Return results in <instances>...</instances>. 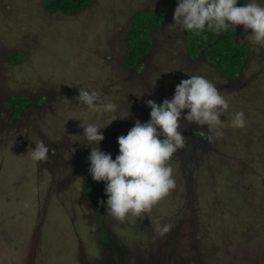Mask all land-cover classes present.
Listing matches in <instances>:
<instances>
[{
	"label": "rangeland",
	"instance_id": "1",
	"mask_svg": "<svg viewBox=\"0 0 264 264\" xmlns=\"http://www.w3.org/2000/svg\"><path fill=\"white\" fill-rule=\"evenodd\" d=\"M43 2L0 0V264H103L110 253L119 255L117 264H264V46L235 26L249 54L230 81L215 58L207 59L213 66L189 56L184 31L171 25L177 0H95L74 15L47 12ZM154 10L163 23L137 70L139 61H126L127 29L134 13ZM8 53L24 58L9 62ZM188 75L207 78L228 102L222 132L209 142L206 126L182 117L184 147L166 162L175 188L144 219L129 213L119 221L105 210V182L86 186L90 148L81 122L112 120L99 147L114 159L117 137L149 119L145 101L170 99ZM79 87L97 91L99 104L79 103ZM23 94L31 107L9 121L16 114L8 96ZM27 97L20 98L30 104ZM108 102L115 109L102 113ZM237 112L243 127L232 126ZM41 141L58 157L33 161ZM53 175L65 189L48 195ZM96 208L105 211L111 248L100 241ZM158 223L169 227L163 236Z\"/></svg>",
	"mask_w": 264,
	"mask_h": 264
},
{
	"label": "clouds",
	"instance_id": "2",
	"mask_svg": "<svg viewBox=\"0 0 264 264\" xmlns=\"http://www.w3.org/2000/svg\"><path fill=\"white\" fill-rule=\"evenodd\" d=\"M171 25L195 34L205 28L218 32L242 25L251 43L264 46V0H177ZM75 99L91 107L99 104L100 95L97 91L79 87ZM145 103L150 108L149 119L144 122L136 119L126 134L117 137L118 154L114 159L111 153L99 147L104 139L100 130L112 120L103 126L81 122L84 144L90 148L88 172L94 181L105 182V210L119 221L129 213L144 219L141 213L150 211L175 188L172 170L166 162L184 147L181 118L206 126L210 133L207 139L211 142L221 134L220 117L228 108V102L217 87L201 75H188L182 79L175 85L170 99L165 98L159 103L148 99ZM114 109L111 102L100 105L102 113ZM244 123V113H235L232 126L243 127ZM34 145L31 159L46 162L48 145L43 141ZM155 230L163 236L169 227L158 223Z\"/></svg>",
	"mask_w": 264,
	"mask_h": 264
},
{
	"label": "trees",
	"instance_id": "3",
	"mask_svg": "<svg viewBox=\"0 0 264 264\" xmlns=\"http://www.w3.org/2000/svg\"><path fill=\"white\" fill-rule=\"evenodd\" d=\"M95 0H44V10L50 13L60 12L63 15H74L85 7L93 4ZM155 12L143 11L134 13L130 19L131 24L127 29L126 41L130 50H128L126 61L128 64H134L135 68L141 69L143 63H140V59L143 58L148 51L152 48V35L154 32L161 29L163 23V13L159 10ZM187 32V34H186ZM236 31L234 28H230L227 31H211L205 28V30L199 34H195L192 31H184V41L188 50L189 56L201 57L208 64L213 65L210 61L215 58L217 63L216 70L221 73L224 78L233 81L240 77L241 70L244 62L249 54V48L245 43L238 41L235 37ZM187 36V41H186ZM9 55V56H8ZM8 58L11 57L9 62H19L23 60L21 54L8 53ZM7 58V57H6ZM137 59V60H136ZM208 59V60H207ZM215 66V64L213 65ZM132 68V66H131ZM13 105L10 107L15 112V116L18 117L21 113L27 109L29 104L25 103L24 98L11 97ZM7 99L5 98V101ZM28 103L30 100L27 98ZM40 102L42 100H39ZM4 108H6L4 106ZM9 113V110H8ZM10 115V113H9ZM194 133V132H193ZM191 132V134H193ZM204 134L201 133L200 137ZM55 149V148H54ZM57 149L54 150L56 155ZM58 157V154L57 156ZM97 181H94L91 176L88 179V186L94 188ZM90 194L91 192H87ZM94 206V203H92ZM95 219L98 223V233L100 241L104 243V247H109V233L102 225L100 218L105 214L104 210L95 209ZM111 248V247H109ZM111 254V253H110ZM112 255V254H111ZM117 255V254H116ZM112 255V256H116Z\"/></svg>",
	"mask_w": 264,
	"mask_h": 264
},
{
	"label": "flooded vegetation",
	"instance_id": "4",
	"mask_svg": "<svg viewBox=\"0 0 264 264\" xmlns=\"http://www.w3.org/2000/svg\"><path fill=\"white\" fill-rule=\"evenodd\" d=\"M19 54V53H18ZM22 55V54H21ZM7 56V55H6ZM23 57V56H22ZM24 58V57H23ZM8 97H27L26 95H20V96H18V95H9ZM7 97V98H8ZM6 98V99H7ZM28 98V97H27ZM29 99V98H28ZM42 101H43V99H42ZM41 101V102H42ZM31 101H30V104L28 105V108L29 107H31ZM157 103H159V102H157ZM1 107H3L4 108V106L3 105H1ZM7 109V108H6ZM25 112V111H24ZM22 114V113H21ZM18 118H20L19 116L18 117H13V115H11V117L9 118V121H11V120H13V121H15V120H17ZM11 131H13V130H11V129H7V133L8 134H10L11 133ZM2 134H4V133H1V136H2ZM0 136V137H1ZM7 138V137H6ZM54 148L53 149H50V151H49V157H56L55 156V153H54ZM39 171V170H38ZM57 176V175H56ZM55 175H53L52 176V180H50L49 182H48V187H50V191L48 192V195H53L54 194V188H56V191H58V192H63L64 191V189H65V180H63L61 177H59V175L56 177ZM39 184H42L41 182L39 183ZM39 184H37V185H39ZM44 184V183H43ZM43 186V185H42ZM41 186V187H42ZM56 186V187H55ZM86 186L88 187V181H87V184H86ZM85 186V189L87 188ZM40 187V186H39ZM94 188H95V186H94ZM93 188V189H94ZM93 191V190H92ZM100 220H101V222H102V217L100 218ZM102 225H103V222H102ZM100 252H101V250H100ZM101 254H103V252H101ZM109 258L110 259H104V263L103 264H117V260H118V258H119V255L117 254L116 256H112L111 254H110V256H109Z\"/></svg>",
	"mask_w": 264,
	"mask_h": 264
},
{
	"label": "water",
	"instance_id": "5",
	"mask_svg": "<svg viewBox=\"0 0 264 264\" xmlns=\"http://www.w3.org/2000/svg\"><path fill=\"white\" fill-rule=\"evenodd\" d=\"M91 5H95V4H91ZM90 7V6H89Z\"/></svg>",
	"mask_w": 264,
	"mask_h": 264
}]
</instances>
